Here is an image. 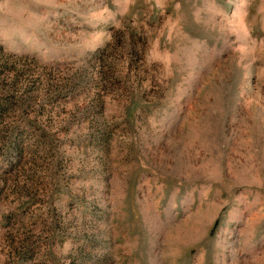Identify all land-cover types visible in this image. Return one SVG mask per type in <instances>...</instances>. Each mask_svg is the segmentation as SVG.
<instances>
[{"label": "rangeland", "instance_id": "obj_1", "mask_svg": "<svg viewBox=\"0 0 264 264\" xmlns=\"http://www.w3.org/2000/svg\"><path fill=\"white\" fill-rule=\"evenodd\" d=\"M0 264H264V0H0Z\"/></svg>", "mask_w": 264, "mask_h": 264}]
</instances>
